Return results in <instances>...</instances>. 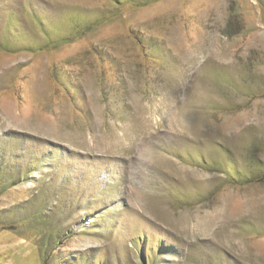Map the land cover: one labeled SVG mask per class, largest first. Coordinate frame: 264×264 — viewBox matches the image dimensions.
<instances>
[{"label":"rangeland","instance_id":"1","mask_svg":"<svg viewBox=\"0 0 264 264\" xmlns=\"http://www.w3.org/2000/svg\"><path fill=\"white\" fill-rule=\"evenodd\" d=\"M0 264H264V0H0Z\"/></svg>","mask_w":264,"mask_h":264}]
</instances>
